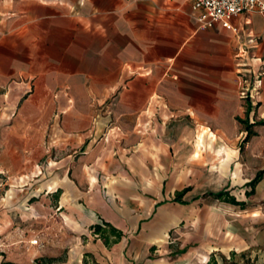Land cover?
Returning <instances> with one entry per match:
<instances>
[{"label": "crops", "instance_id": "obj_1", "mask_svg": "<svg viewBox=\"0 0 264 264\" xmlns=\"http://www.w3.org/2000/svg\"><path fill=\"white\" fill-rule=\"evenodd\" d=\"M199 13L192 0H0L1 250L52 214L68 251L51 264H184L172 235L198 199L248 209L264 168L245 199L227 187L188 198L178 172L240 130L247 154L264 155V13L232 28ZM242 149L224 161L236 179L254 166ZM252 219L230 227L240 241L223 264L256 245L264 264V210Z\"/></svg>", "mask_w": 264, "mask_h": 264}, {"label": "rangeland", "instance_id": "obj_2", "mask_svg": "<svg viewBox=\"0 0 264 264\" xmlns=\"http://www.w3.org/2000/svg\"><path fill=\"white\" fill-rule=\"evenodd\" d=\"M255 120L257 119L255 118ZM245 136L246 132H241L240 130L237 136L219 138L214 144L216 152L214 148L204 147L205 150L199 156L198 161L191 162V166L187 171L178 172V174H185V184L192 186V191L188 198L194 195H205L209 191L223 187H227L229 191L236 194L240 199L246 198V191L250 190V187L245 186L244 183L246 180L252 179L259 169L264 168V155L249 156L247 154L248 142L244 140ZM184 142L190 145L191 148L184 147L182 152H185V150L188 152L193 146L195 147L194 138ZM241 146L243 149L241 152H237V159L242 160L244 163L248 161V158L257 159V161L251 159L254 165L252 166L253 169H249L245 165V170L242 171L243 179H236L233 178L235 164H232V161L229 160L227 165H224V161L228 160L227 150L229 148H239ZM258 159L260 160L259 162ZM50 175L51 173L46 179ZM261 185L257 188L256 194L247 199L248 209L245 211L240 210L239 207H232L226 203L217 202V200L213 201L209 196H202L198 199L196 202L197 207L192 213V219L184 220L178 228V233L172 235L175 246L171 255H174L180 249V246H187V249L189 247L191 252L184 264H214V257L223 264L222 259L225 255L221 250L228 254L229 245H233L236 248V243L240 241H233L235 238L239 239V236L238 234H231L230 227L235 225L245 229L244 222L246 220L254 217L252 219L253 222L255 216L259 218L262 215L264 195L261 188L264 189V181ZM3 190L4 188L1 187L0 193ZM255 211H257V215H253ZM29 220L28 230L25 231V234L24 232L22 236L20 232L12 234L8 242L2 245L3 249H0L1 261L12 264H38L43 261L51 264L57 259L64 258L68 251V236L64 233L66 229L63 221L57 219L54 222L52 214H47L43 222ZM235 231L237 233L241 232V230ZM7 237L8 234L1 235L0 240H7ZM11 239L12 242L10 241ZM20 239H23V243L20 242ZM35 239L38 241L37 243L34 242ZM26 242H28V246L25 247L24 244ZM259 249V245H256V248L251 246V248L241 251L226 260L225 264H255L256 261H260L258 259Z\"/></svg>", "mask_w": 264, "mask_h": 264}, {"label": "built area", "instance_id": "obj_3", "mask_svg": "<svg viewBox=\"0 0 264 264\" xmlns=\"http://www.w3.org/2000/svg\"><path fill=\"white\" fill-rule=\"evenodd\" d=\"M192 4L200 11L197 18L206 27L221 23L232 28L233 18L241 13H264V0H192ZM243 95L246 96V92ZM34 242L38 241L35 239Z\"/></svg>", "mask_w": 264, "mask_h": 264}, {"label": "trees", "instance_id": "obj_4", "mask_svg": "<svg viewBox=\"0 0 264 264\" xmlns=\"http://www.w3.org/2000/svg\"><path fill=\"white\" fill-rule=\"evenodd\" d=\"M250 132V131H249ZM263 172H260L257 177L253 180V183H255L256 181H258L260 179V177L262 176ZM97 230H95L97 233H99L101 236L105 237L106 239V243H108L109 241V235L105 234L106 230H100V227L98 226L96 228ZM113 231H117V230H113ZM38 264H49V263H45V262H39Z\"/></svg>", "mask_w": 264, "mask_h": 264}, {"label": "bare ground", "instance_id": "obj_5", "mask_svg": "<svg viewBox=\"0 0 264 264\" xmlns=\"http://www.w3.org/2000/svg\"><path fill=\"white\" fill-rule=\"evenodd\" d=\"M194 211V210H193ZM192 217V216H191ZM192 219V218H191Z\"/></svg>", "mask_w": 264, "mask_h": 264}]
</instances>
